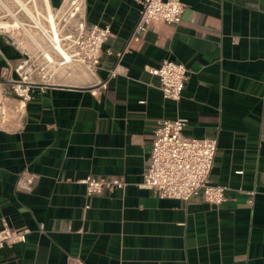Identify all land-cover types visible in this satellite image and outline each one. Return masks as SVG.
I'll return each mask as SVG.
<instances>
[{
    "label": "crops",
    "instance_id": "0c3cea01",
    "mask_svg": "<svg viewBox=\"0 0 264 264\" xmlns=\"http://www.w3.org/2000/svg\"><path fill=\"white\" fill-rule=\"evenodd\" d=\"M181 2L178 24L134 32L139 0H85L87 26L110 30L99 64L53 68L23 127L0 130V230H29L0 246V264H264V0ZM22 56L0 33V70ZM165 59L186 67L178 101L146 69ZM175 117L185 135L217 138L221 204L139 185L153 130ZM87 175L125 186L86 195Z\"/></svg>",
    "mask_w": 264,
    "mask_h": 264
},
{
    "label": "built area",
    "instance_id": "2783aa9c",
    "mask_svg": "<svg viewBox=\"0 0 264 264\" xmlns=\"http://www.w3.org/2000/svg\"><path fill=\"white\" fill-rule=\"evenodd\" d=\"M141 8L134 32L149 24L176 25L181 21V0H139ZM85 0H61L50 9L54 24L44 17L43 25L36 28L43 42L26 31V38L33 45L29 50L26 42L0 25V33L9 35L12 43L23 56L14 66H3L0 70V130H20L24 125L26 108L34 86H45L51 82L53 68L72 63L94 71L99 64L103 44L109 37L108 26H87L84 19ZM48 15V13H47ZM4 14L0 13V22ZM121 52L118 56H121ZM158 77L162 96L178 101L186 80V67L174 60H162L158 66H146ZM113 69L110 75H115ZM183 117L164 118L153 130L149 162L143 172L140 186L154 191L159 198L189 200L201 196L210 204L219 205L225 199L227 185L211 184L208 181L216 150L215 136L193 137L183 133ZM31 183L34 176H26ZM85 184L86 195L99 194L123 188L122 178H97L87 175L80 180ZM28 228L11 231L4 222L0 230V246L25 241Z\"/></svg>",
    "mask_w": 264,
    "mask_h": 264
},
{
    "label": "rangeland",
    "instance_id": "374dc122",
    "mask_svg": "<svg viewBox=\"0 0 264 264\" xmlns=\"http://www.w3.org/2000/svg\"><path fill=\"white\" fill-rule=\"evenodd\" d=\"M26 1V6L30 9V14L27 12L26 9H21V7L18 6V4L15 2V0H0V13L4 14L3 21H8L10 23L12 22H23V23H29L31 25H35V18L39 21V23L44 22V13L47 14V8L45 6L44 0H24ZM32 6V7H31ZM7 9H12L11 12ZM13 11V12H12ZM35 17V18H33ZM25 25V24H24ZM23 25V26H24ZM43 25V24H42ZM19 27L26 30H29L30 33H32L34 36H36L37 40L40 42H43L42 36L39 34V32L36 30V28H32V26L25 25L26 27ZM23 29H12L9 30H16L14 34L19 35V39L24 40L26 42L27 46L30 47L31 43L26 38V31ZM35 31V33H34Z\"/></svg>",
    "mask_w": 264,
    "mask_h": 264
},
{
    "label": "bare ground",
    "instance_id": "6f19581e",
    "mask_svg": "<svg viewBox=\"0 0 264 264\" xmlns=\"http://www.w3.org/2000/svg\"><path fill=\"white\" fill-rule=\"evenodd\" d=\"M15 2L18 4V6L19 7H21V9H26L27 10V12L30 14V9L26 6V1H24V0H15ZM44 2H45V6H46V10H47V13H48V15L46 14V13H44L45 15H44V17L46 18V20L48 21V22H50L52 25L54 24V20H53V14L51 13V8H50V4H49V1L48 0H44ZM32 7V6H31ZM7 10H9V12H11V10L12 9H7ZM13 12V11H12ZM33 18H35V17H33ZM35 20V25H31V24H29V23H23V22H18V21H16V22H12V23H10V22H8V21H1L0 22V25H2V26H4V27H7L8 29H10V28H12V29H15V28H19V27H22L24 24L25 25H28V26H40V25H42V23L40 22L39 23V21L37 20V18H35L34 19ZM23 26V27H26V26ZM43 27H45V25L43 24ZM29 31V30H28ZM30 32V31H29ZM34 33H35V31H34ZM34 38H36V36H34L32 33H30Z\"/></svg>",
    "mask_w": 264,
    "mask_h": 264
}]
</instances>
